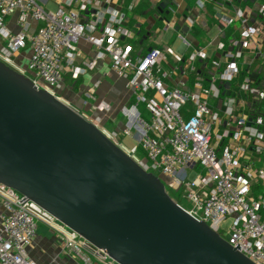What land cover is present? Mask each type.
<instances>
[{
	"label": "built area",
	"instance_id": "2783aa9c",
	"mask_svg": "<svg viewBox=\"0 0 264 264\" xmlns=\"http://www.w3.org/2000/svg\"><path fill=\"white\" fill-rule=\"evenodd\" d=\"M139 1L0 0V60L29 76L39 88L55 93L64 84L66 73L78 79L109 58L111 69L125 78L133 91V104L123 108L127 125L123 132L105 127L101 113L111 106L97 102L98 83L84 93L85 105L93 103L92 109L98 113L83 116L146 171L165 178L167 191L174 192L177 202L193 216L207 222L253 262L264 264V84L257 83L250 73L238 82L236 95H228L236 90L232 91V85L243 71L238 60L255 38L263 40L259 69L264 70V0H250L253 6L236 7L233 15L219 18L223 26L239 24L240 29L228 45L223 40L217 44V50L225 52V65L204 49L191 51L183 69L191 85L176 86L165 81L169 73L164 61L170 50L154 46L146 53H135L131 40L137 29L127 24V19ZM153 1L156 8L166 11L163 30L174 28L172 17L178 13L174 0H167L165 9L161 8L164 0ZM235 1L197 0V6L202 12L208 2L221 9ZM52 2L56 9L48 8ZM196 21L194 15L184 18L189 30ZM178 34L189 45L187 32L180 28ZM82 39L95 54L79 64L82 52L78 43ZM22 51L27 52L26 68L14 63L15 54ZM200 61L209 62L208 76ZM227 83L232 85L227 88ZM237 93L249 100L250 113L241 110ZM218 98H222L223 115L212 106ZM142 104L150 120L142 117ZM224 116L226 128L221 133L217 126ZM133 130L140 132L138 145L145 159L136 158L138 145L128 149L121 142L122 137L132 136ZM225 138L231 142L224 146ZM193 171L191 178L189 172ZM181 200L191 206H184ZM0 206V264H39L28 249L41 222L60 233L66 252L82 264H118L35 201L1 182Z\"/></svg>",
	"mask_w": 264,
	"mask_h": 264
},
{
	"label": "water",
	"instance_id": "95a60500",
	"mask_svg": "<svg viewBox=\"0 0 264 264\" xmlns=\"http://www.w3.org/2000/svg\"><path fill=\"white\" fill-rule=\"evenodd\" d=\"M0 182L118 264H256L174 200L160 176L2 60Z\"/></svg>",
	"mask_w": 264,
	"mask_h": 264
},
{
	"label": "crops",
	"instance_id": "0c3cea01",
	"mask_svg": "<svg viewBox=\"0 0 264 264\" xmlns=\"http://www.w3.org/2000/svg\"><path fill=\"white\" fill-rule=\"evenodd\" d=\"M175 7L178 13L172 17V20L176 22L174 28L163 30L164 23L162 19L167 15L166 11H162L155 7L153 0H140L136 10L127 19V24L137 29V36L131 43L134 46L135 53H146L150 48L154 46H160L166 51L170 50L168 58L164 61V68L169 73L166 78V83L170 86H176L179 84L191 85L190 78L186 74L184 69L185 57L194 50L204 49L211 57H218L225 65L227 59L224 57V51L219 52L217 50V44L220 40L227 35L230 36V40L237 33L239 35V24L231 26H223L219 18L221 16L233 15L236 7H251L253 3H247L246 1H235L228 7L219 8L216 5L208 2L206 9L202 12L199 11L197 6V0H174ZM214 6L213 8H211ZM219 9V10H218ZM186 15H194L197 17V21L192 30L184 24V18ZM183 30L187 32L189 45L182 43L178 51H173L169 46L163 45L162 36L164 33L172 30L177 33ZM182 40V38H180ZM229 40V41H230ZM261 38H255L250 47L244 49L243 57L238 60L244 67L250 69L249 74L253 73L254 79L257 83L264 84V79L260 78V57H259V45L262 43ZM183 42V40H182ZM79 49L82 52L81 58L78 60L79 64L83 60L92 58L95 54L93 47L84 39L78 43ZM27 52L22 51L14 56V63L19 68H26ZM202 71L205 76H208L210 71L209 62H201ZM255 73L258 76H255ZM248 73H246L247 75ZM243 71L240 74L237 81L232 85L234 91L241 79L244 78ZM98 83L95 88L94 84ZM94 87L96 90V97L98 101H104L111 106V109L102 112L103 124L107 128L116 127L115 129L123 132L125 129L128 118L123 113V108L129 107L134 102L133 91L128 87L127 80L120 77L116 72L111 69L110 59L105 58L98 62V65L93 70H89L86 74L81 75L78 79L73 78L71 73H66L65 81L61 88H65L71 92H76L80 95L83 101L81 105L75 104L73 99L57 95L65 102L70 104L78 111V107L92 109L93 103L85 105L84 93L90 88ZM240 101L241 110L245 113H250L252 105L248 101H244L243 94L237 93ZM241 97V98H240ZM222 98L214 99L212 106L215 110L219 111L223 115ZM94 113H98L94 111ZM226 118L223 117V123L217 126V129L222 133L226 128ZM232 127H230L231 129ZM124 137L121 138V140ZM231 142L230 138H225L222 144L225 146ZM129 149V148H128ZM3 211L0 206V212ZM29 255L37 261L39 264H82V262L70 256L62 245V236L53 227L40 223L39 234L33 241L28 249ZM96 264H104L97 262Z\"/></svg>",
	"mask_w": 264,
	"mask_h": 264
},
{
	"label": "rangeland",
	"instance_id": "374dc122",
	"mask_svg": "<svg viewBox=\"0 0 264 264\" xmlns=\"http://www.w3.org/2000/svg\"><path fill=\"white\" fill-rule=\"evenodd\" d=\"M56 5L52 2L49 4L48 8L49 9H56ZM162 41H163V45H166V46H169V48H171L173 51H178L182 45V40L177 36V33L173 32L172 30L164 33V35L162 36ZM55 94L56 95H62V96H66V97H69L71 99H73L74 103L75 104H79L81 105L82 104V100L80 98V95L77 94L76 92H71L65 88H62V89H57L55 91ZM140 109H141V112H142V117L145 119V120H150V113L147 111L146 107L144 104H142L140 106ZM78 111L83 115H94V110L93 109H86V108H81V107H78ZM116 127H110L107 126V129L109 131H119L118 129H115ZM139 136H140V132L138 130H133L132 131V136H125L121 142L124 146H126L127 148L131 149L133 147H136L138 145V140H139ZM136 158L138 159H145V156L143 154H137L136 155ZM189 177L193 178L195 176V172H189ZM164 179V178H162ZM164 181H167L166 179H164ZM170 194L172 195V197L174 198V200L178 201V197L177 195L172 192L170 190ZM182 204L186 207H190L191 204L187 201V200H181Z\"/></svg>",
	"mask_w": 264,
	"mask_h": 264
},
{
	"label": "trees",
	"instance_id": "16d2710c",
	"mask_svg": "<svg viewBox=\"0 0 264 264\" xmlns=\"http://www.w3.org/2000/svg\"><path fill=\"white\" fill-rule=\"evenodd\" d=\"M236 1L241 2L240 0H236ZM247 3H251L250 0H248ZM213 7H214V6H212L211 8H213ZM238 36H239V35H238L237 33L234 35V37H238ZM229 38H230L229 35H227V36H225V37L223 38V41H225L227 45H228L229 40H230ZM228 47H229V46H228ZM248 70L250 71L249 68L244 67V68H243V74L246 75V73H247ZM248 74H249V72H248ZM260 78L264 79V70H263V69L260 71V77H259V79H260ZM137 150H138L139 154H143V155L145 156V158H146V154H145L143 148L141 147V145H138ZM164 179H165V178H164ZM164 179H163V180H164ZM164 182L166 183L167 181H164ZM170 195H171V194H170ZM171 196H172V195H171Z\"/></svg>",
	"mask_w": 264,
	"mask_h": 264
}]
</instances>
